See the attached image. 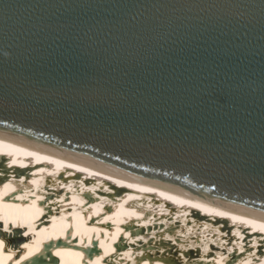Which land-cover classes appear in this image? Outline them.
I'll return each mask as SVG.
<instances>
[{
	"label": "water",
	"instance_id": "obj_1",
	"mask_svg": "<svg viewBox=\"0 0 264 264\" xmlns=\"http://www.w3.org/2000/svg\"><path fill=\"white\" fill-rule=\"evenodd\" d=\"M0 140L264 216V0H0Z\"/></svg>",
	"mask_w": 264,
	"mask_h": 264
},
{
	"label": "bare ground",
	"instance_id": "obj_2",
	"mask_svg": "<svg viewBox=\"0 0 264 264\" xmlns=\"http://www.w3.org/2000/svg\"><path fill=\"white\" fill-rule=\"evenodd\" d=\"M203 198L0 140V264H264V216Z\"/></svg>",
	"mask_w": 264,
	"mask_h": 264
},
{
	"label": "snow or ice",
	"instance_id": "obj_3",
	"mask_svg": "<svg viewBox=\"0 0 264 264\" xmlns=\"http://www.w3.org/2000/svg\"><path fill=\"white\" fill-rule=\"evenodd\" d=\"M7 230V229H5ZM17 235H26V233H17ZM25 247H27V245H24Z\"/></svg>",
	"mask_w": 264,
	"mask_h": 264
}]
</instances>
